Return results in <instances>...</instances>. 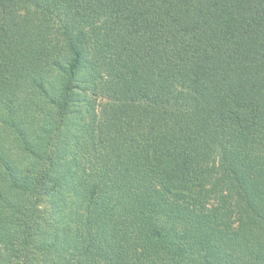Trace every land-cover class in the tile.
<instances>
[{
    "label": "trees",
    "instance_id": "trees-1",
    "mask_svg": "<svg viewBox=\"0 0 264 264\" xmlns=\"http://www.w3.org/2000/svg\"><path fill=\"white\" fill-rule=\"evenodd\" d=\"M0 264H264V0H0Z\"/></svg>",
    "mask_w": 264,
    "mask_h": 264
},
{
    "label": "rangeland",
    "instance_id": "rangeland-1",
    "mask_svg": "<svg viewBox=\"0 0 264 264\" xmlns=\"http://www.w3.org/2000/svg\"><path fill=\"white\" fill-rule=\"evenodd\" d=\"M46 217L48 215V217H51V214L48 212V213H45Z\"/></svg>",
    "mask_w": 264,
    "mask_h": 264
}]
</instances>
